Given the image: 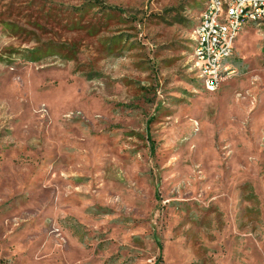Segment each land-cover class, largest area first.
Instances as JSON below:
<instances>
[{
    "label": "rangeland",
    "instance_id": "rangeland-1",
    "mask_svg": "<svg viewBox=\"0 0 264 264\" xmlns=\"http://www.w3.org/2000/svg\"><path fill=\"white\" fill-rule=\"evenodd\" d=\"M203 0H0V264H264V23L208 89Z\"/></svg>",
    "mask_w": 264,
    "mask_h": 264
},
{
    "label": "built area",
    "instance_id": "built-area-1",
    "mask_svg": "<svg viewBox=\"0 0 264 264\" xmlns=\"http://www.w3.org/2000/svg\"><path fill=\"white\" fill-rule=\"evenodd\" d=\"M264 23V0H203L191 27L194 67L208 89L235 70L232 41L251 23Z\"/></svg>",
    "mask_w": 264,
    "mask_h": 264
},
{
    "label": "trees",
    "instance_id": "trees-1",
    "mask_svg": "<svg viewBox=\"0 0 264 264\" xmlns=\"http://www.w3.org/2000/svg\"><path fill=\"white\" fill-rule=\"evenodd\" d=\"M201 7H202V5H201ZM200 9H201V8H200ZM194 24H195V21L193 22L192 26H193ZM192 26H191V27H192ZM190 41H191V40H190Z\"/></svg>",
    "mask_w": 264,
    "mask_h": 264
}]
</instances>
